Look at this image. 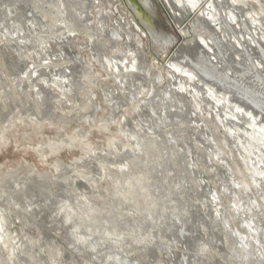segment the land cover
Instances as JSON below:
<instances>
[{
    "label": "rangeland",
    "instance_id": "374dc122",
    "mask_svg": "<svg viewBox=\"0 0 264 264\" xmlns=\"http://www.w3.org/2000/svg\"><path fill=\"white\" fill-rule=\"evenodd\" d=\"M175 1L0 0V264H264V0Z\"/></svg>",
    "mask_w": 264,
    "mask_h": 264
},
{
    "label": "bare ground",
    "instance_id": "6f19581e",
    "mask_svg": "<svg viewBox=\"0 0 264 264\" xmlns=\"http://www.w3.org/2000/svg\"><path fill=\"white\" fill-rule=\"evenodd\" d=\"M142 1V3H143V5H144V8L146 7V9H150V2H149V0H141ZM223 1V0H222ZM161 2H162V4H163V7L165 8V9H167V8H170L171 9V5H172V0H161ZM176 2V4H178L180 7H181V9L184 11L183 12V14L182 13H179V15H177L176 13H174V16L176 17H180V18H182V19H186V20H189L188 22L190 23L189 24V26L191 27V25H195V26H203L204 27V25L206 24H208L209 25V20L207 19V17H205L206 15H205V11H209V9H199V10H196V7H197V5L201 2V0H189L188 2H189V6H187L186 4L188 3H186L185 4V1L184 0H176L175 1ZM217 1L216 0H212L211 1V3H212V5H213V3H216ZM233 2H235L236 3V0H234ZM210 3V2H209ZM208 3V4H209ZM222 3V2H221ZM220 4V3H219ZM234 4V3H233ZM80 5H82V10H83V14L82 15H84L85 16V18L87 19V17H86V14H87V12H89V9H90V6H89V4H85V3H81L80 2ZM222 6V5H221ZM150 11V10H149ZM177 12V11H176ZM233 12V11H232ZM138 14V13H137ZM176 19V18H175ZM91 20L92 19H87V23H88V26H87V24L84 22L83 23V28H84V30L85 31H87V35L89 36V37H94L96 34L95 33H92L91 31H89L88 29V27H90L89 26V24H90V22H91ZM78 25V24H77ZM82 25V24H81ZM80 26V25H79ZM120 26V25H119ZM148 26L150 27V29H149V27H148V29L147 30H149V33L151 34L152 33V28H151V25L150 24H148ZM82 27V26H81ZM80 27V28H81ZM121 27V26H120ZM83 28H81V29H83ZM88 28V29H87ZM209 28H211L210 27V25H209ZM67 29V28H66ZM91 29L92 30H94V28L93 27H91ZM135 29H136V31H140V29H139V27H138V25L136 24L135 25ZM191 29V28H190ZM68 30V29H67ZM66 30V31H67ZM192 30V29H191ZM211 30V29H210ZM213 30V29H212ZM73 31V30H72ZM82 31V30H81ZM116 31V30H115ZM192 31H194V29L192 30ZM74 32V31H73ZM84 32V31H83ZM213 32V31H212ZM70 33H71V30H70ZM181 33L183 34V36H186V34H188V33H190V31L189 30H181ZM211 33V32H210ZM55 34V33H54ZM64 34H65V31H64ZM119 34V33H118ZM117 32H115V34H114V37H116L117 38ZM112 36H113V34H111ZM116 35V36H115ZM151 36L153 37V33L151 34ZM156 37V36H155ZM210 37V39H211V37H212V39H211V42H212V44L211 45H209L210 47V49H211V51H213L215 54H214V57H216L215 59H214V61H216L217 60V58L219 59L220 57L223 59V64H225V63H230V62H232V61H230L231 60V55L230 54H228L227 53V50H224V48L222 49H220L219 47L220 46H223V47H225V45L223 44V43H221V39L219 38V37H215V36H209ZM154 38V37H153ZM214 39V40H213ZM220 40V41H219ZM215 41V42H214ZM219 43H220V46H219ZM218 46V47H217ZM232 48H233V46H232ZM234 49V48H233ZM201 53H202V51H201ZM205 53V52H204ZM217 53V54H216ZM225 53H226V58L224 57V55H225ZM202 56V55H201ZM206 57V56H205ZM208 58V57H207ZM220 58V59H221ZM227 58H230V60L229 59H227ZM176 59H178V58H176ZM175 59V60H176ZM200 59V58H199ZM202 59H204L203 58V56H202ZM201 59V60H202ZM205 60V66L207 67V68H201V66L200 65H198V62L196 63V62H194V61H192V60H188L187 61V58H186V62H184L186 65H185V69H187L188 71H191L190 69H192V68H194V72L193 73H195V75L198 77V79H199V81H200V83H205V84H208L209 85V83H210V80L209 79H211V77H210V74L212 73V72H216V74H219L220 72H222L223 71V69L222 70H218L217 71V69H219V68H217L216 66L217 65H215V66H213L212 67V64L213 63H211L210 61H209V59H208V62H206V60L207 59H204ZM235 60V59H234ZM184 61V60H183ZM203 61V60H202ZM218 61V60H217ZM233 62H235V61H233ZM174 63V62H173ZM236 63V65H238V66H241L239 63H237V62H235ZM182 64V63H181ZM207 64H209V67L207 66ZM216 64H217V62H216ZM245 64V63H244ZM177 65V64H176ZM175 64H172V66L171 67H173L172 68V70H175V71H180L179 69V67L178 66H176ZM196 65H198L199 66V68L200 69H198L197 68V66ZM203 65V64H202ZM214 65V64H213ZM242 66L245 68V66L242 64ZM241 66V67H242ZM183 67V66H182ZM223 67V66H222ZM247 67V66H246ZM132 68L133 69H137L138 71H140V67L137 65V64H135V65H133L132 66ZM217 68V69H216ZM228 68L231 70L230 72L232 73V74H236V75H238L239 74V72H237V71H235V69L234 68H232L231 66H228ZM182 69V68H181ZM221 69V68H220ZM248 69V68H247ZM196 70V71H195ZM184 71V70H183ZM212 71V72H211ZM210 73V74H209ZM251 73V72H250ZM215 74V73H214ZM116 76V78H118V77H120V76H118V75H115ZM218 76V75H217ZM235 76V75H234ZM229 78H230V76H228ZM224 79V78H223ZM234 79V77L232 76V78H231V80H233ZM235 79H236V77H235ZM191 80H193V79H191ZM241 81V80H240ZM248 81V80H247ZM202 83V85H204ZM223 83H225V82H223ZM213 88V87H212ZM220 89V88H219ZM240 89V88H239ZM253 89V88H252ZM215 92H216V94H220V95H222V96H219V97H223V98H226V99H228L227 97H226V93H227V91H223V90H216L215 89ZM243 92V91H242ZM245 92V91H244ZM259 92V91H258ZM253 93V92H252ZM2 95V94H1ZM212 95V97H216V96H214L213 94H210V96ZM248 95V94H247ZM250 95V94H249ZM230 96V95H229ZM238 96V95H237ZM252 96V95H251ZM256 96V95H255ZM4 97V96H3ZM105 97L107 98V101L108 102H110L111 101V95H109V94H105ZM1 100V99H0ZM230 100L233 102V104H234V107H235V109H236V112L238 113V114H240V115H242L244 118H249V116H251V115H253V116H255L256 114L255 113H253V111H251V110H248L249 108H244L246 105L245 104H243L242 102H240L239 100H238V97H236L235 96V94H233V95H231L230 96ZM1 103V102H0ZM247 104V103H246ZM237 105V106H236ZM248 106V105H247ZM241 107V108H240ZM263 112H261V114H262ZM2 115V111H0V116ZM235 116H237L236 114H235ZM8 221L6 220V218H5V216H4V213H3V211H1L0 210V246H2V247H4L6 250H8L10 253H11V255H12V257H13V255L15 254V252H16V250L18 251V249H16V244H15V246L16 247H14L13 245H10V243L13 241V240H15V237L16 236H13V234L9 231V228H8V223H7ZM39 227V226H38ZM258 230H260V229H257V231ZM264 231V230H263ZM15 234H16V232H15ZM261 234H262V236H263V238H262V236H261V239H262V241H263V247H264V234L261 232ZM72 237H74V236H72ZM71 237V238H72ZM12 239V240H11ZM75 239V238H74ZM73 240V239H72ZM76 241H78L77 239H75ZM75 240H73L74 242H75ZM12 244V243H11ZM18 244V243H17ZM78 244H80V243H78ZM77 244V245H78ZM22 244L20 243L19 244V247L21 246ZM80 246V245H79ZM84 246V245H83ZM94 246V245H93ZM1 247V248H2ZM91 247V246H90ZM96 247V246H95ZM21 248V247H20ZM78 248V247H77ZM94 248V247H93ZM92 249V248H91ZM106 258H107V256H106ZM113 260H114V257L112 258ZM263 259H264V257H263ZM109 261V260H108ZM115 261H116V259H115ZM262 261H264V260H262ZM106 262V261H105ZM118 263V262H117ZM264 263V262H263ZM119 264V263H118ZM260 264V263H259Z\"/></svg>",
    "mask_w": 264,
    "mask_h": 264
},
{
    "label": "water",
    "instance_id": "95a60500",
    "mask_svg": "<svg viewBox=\"0 0 264 264\" xmlns=\"http://www.w3.org/2000/svg\"><path fill=\"white\" fill-rule=\"evenodd\" d=\"M130 1L133 2L134 0H130ZM161 8H162L163 12L166 13V10H165V8H164L162 5H161ZM231 61H232V62H230L229 65H230L232 68H234L235 71H237V72H239V73H241V72H245L244 67H241V66L236 65V63L233 62V59H231ZM248 71H251V69H248ZM249 96H251V95H249ZM251 99H252V96H251ZM252 100H253V99H252Z\"/></svg>",
    "mask_w": 264,
    "mask_h": 264
}]
</instances>
